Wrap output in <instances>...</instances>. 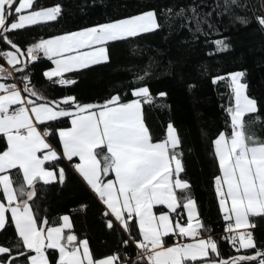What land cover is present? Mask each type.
Returning a JSON list of instances; mask_svg holds the SVG:
<instances>
[{"label":"trees","instance_id":"1","mask_svg":"<svg viewBox=\"0 0 264 264\" xmlns=\"http://www.w3.org/2000/svg\"><path fill=\"white\" fill-rule=\"evenodd\" d=\"M52 5L59 6L55 18L15 29L6 27L15 15L10 6L6 7L5 27L0 30V54L15 50L20 56L23 65L13 69V76L22 93L56 108H76L83 104L103 105L112 97L126 102L134 98L133 89L146 87L150 99L140 101L149 140H169V130L174 129L169 152L181 161L178 176L188 182L186 187L176 190L179 204L172 216L184 222L182 212L178 211L186 198H193L198 210V231L209 235L216 245L208 256L185 260L183 264H217L227 260V264H264V257L250 260L264 251V215H249L253 244L237 247L222 236L228 221L221 212L214 187L220 173L215 139L220 133L230 138L234 130L225 114V108L233 104L229 73H240L245 95L255 102V109L239 118L241 137L245 145L264 144V0H32L30 8ZM149 10L154 12L157 26L109 39L104 61L51 79L43 75L52 64L46 55L34 49L36 59L27 61V51L46 37ZM0 63H4L1 56ZM61 80L69 83L63 85ZM66 95L72 96V101L58 100ZM68 125L67 116L38 124L59 151L57 130ZM5 148V137L0 134V152ZM95 152L101 158L105 147H98ZM75 160L60 156L45 162L46 167L54 169L56 179L32 182L33 195L28 202L37 233L45 237L46 229L60 223L62 214H68L72 227L63 232L61 239L67 247L84 238L93 258L111 254L126 264H146L134 245L140 239L134 215L126 214L125 225H120L76 173ZM7 172L16 200L23 201L29 185L18 168ZM111 176L102 168L100 181ZM0 200L4 202L1 190ZM165 209L163 205H154L155 212ZM170 239V235L164 237L166 242ZM0 245L8 248L0 254V260L13 255L11 264H28V256L34 252L22 245L7 210ZM42 250L49 264H64L57 261L56 249L45 244Z\"/></svg>","mask_w":264,"mask_h":264},{"label":"crops","instance_id":"2","mask_svg":"<svg viewBox=\"0 0 264 264\" xmlns=\"http://www.w3.org/2000/svg\"><path fill=\"white\" fill-rule=\"evenodd\" d=\"M31 2L32 0H0V30L5 27L7 6L15 13L13 19L6 23L8 29L51 20L59 13L58 5L31 9ZM98 25L38 41L34 48L27 51V61L36 59L34 49L46 55L52 64L44 69L43 75L51 79L72 69L106 60L105 43L109 39L98 36L99 33L94 29ZM8 51L13 54V63L2 56L4 53L0 54L4 61L3 64L0 63V94L4 92L5 84V91H17L21 101L20 98L9 100L0 107V134L6 140V148L0 152V190L22 245L34 250L28 256V264H49L46 252L36 248L38 231L28 199L33 195L31 184L34 180L51 182L56 179L54 169L46 167L44 163L60 156L66 160L76 159L73 163L74 170L120 225H125L126 214L134 215L139 238L147 240L150 245L149 264H183L185 260L204 258L208 256L209 250H215L212 238L198 231V210L193 198H186L181 203L182 208L178 213L182 212L184 222L172 216V211L179 204L176 190L186 187L188 182L178 176L182 164L176 155L168 153L169 142L164 148L158 149L159 141L149 140V150L140 148L143 157L137 161L133 158L136 154L117 146L113 136L106 135L103 130L104 121H107L108 127L114 124L112 110L102 114L98 110L99 104L56 108L24 95L12 80L13 69L22 67V60L15 50ZM60 83L65 85L69 82L61 80ZM132 92L139 99H150L146 87L135 88ZM247 98L251 102L247 111H252L255 109V102ZM58 100L69 102L72 101V96H62ZM108 102L111 105L123 104L117 97H112ZM9 110L12 111L11 114L7 113ZM15 112L25 115L22 127L19 126L17 117L7 123L3 122ZM64 116L68 117L69 125L57 130L61 147L59 151L46 138L38 124ZM214 146L220 169L214 180V187L221 212L228 221L225 230L236 232L237 247H250L253 238L249 233V215H264V144L245 145L240 134L233 130L230 138L220 133ZM98 147H105L101 158L95 152ZM26 151L30 155L29 159L25 157ZM104 155L110 160L108 169ZM14 167L20 170L24 182L29 185L27 197L23 201L16 200L15 190L9 182L7 171ZM102 168L106 173H112L103 182L100 181ZM154 205H163L166 209L155 212ZM71 227L70 216L62 214L60 223L46 229L45 244L57 250L59 263L126 264L111 254L93 258L84 238L72 247L64 245L61 240L63 232ZM179 233L186 237L183 247L177 242ZM167 235L171 237L168 242L164 241Z\"/></svg>","mask_w":264,"mask_h":264},{"label":"rangeland","instance_id":"3","mask_svg":"<svg viewBox=\"0 0 264 264\" xmlns=\"http://www.w3.org/2000/svg\"><path fill=\"white\" fill-rule=\"evenodd\" d=\"M156 26L157 22L155 20L154 12L149 10L111 22L102 23L98 26H95L94 29H96V31L99 33L98 36L101 38L112 39L153 29ZM3 56L9 63H13V54L10 51H5ZM228 79L233 89V104L225 108V114L229 118L231 125H233L235 128L234 130L237 131V133H239L241 136V132H239V118L242 113L246 112L249 107H251V102L244 93V85L240 82V73L237 71L229 73ZM3 85L4 92L0 94V107L9 100H17L20 98V95L17 91H5L6 86L5 84ZM111 104L112 103L107 102L103 105H100L98 108L102 114L107 110H112V120L114 124H112V127H108L107 121H104L105 123L102 124L103 130L105 131L106 135L113 136L117 146L130 150L129 153L136 154V156L133 158H136L138 161L143 157V152L142 150L140 151V148L149 150L148 145L150 143L148 139V132L141 116V101L138 97H134L126 102H123V104ZM18 113L19 112H15L3 122L7 123L17 117L20 122L19 126L22 127L21 123L26 118L25 115H18ZM173 132L174 129L171 128L169 130V140H161L158 142V149L164 148L166 143L168 145V142L170 143L173 141V138L171 137ZM168 153L171 155L169 152V145ZM104 156L106 157L104 158L105 166L106 169H108L110 166V160L106 155ZM25 157L27 159L30 158V155L27 151Z\"/></svg>","mask_w":264,"mask_h":264},{"label":"built area","instance_id":"4","mask_svg":"<svg viewBox=\"0 0 264 264\" xmlns=\"http://www.w3.org/2000/svg\"><path fill=\"white\" fill-rule=\"evenodd\" d=\"M13 79H14V82H15L17 88H19L20 86L17 83L14 76H13ZM7 113L11 114L12 111L9 110V111H7ZM20 132H22V130H20ZM222 236L228 238L233 244L237 245L238 237H237V234L235 231L224 230ZM185 241H186V237L184 236V234L179 233L177 235L178 245L180 247H183L185 245ZM134 245H135V248L137 250L138 256L141 257L145 261L146 264H149V259L151 257V249H150V245H149L148 241L144 240V239H139V241L134 243Z\"/></svg>","mask_w":264,"mask_h":264},{"label":"water","instance_id":"5","mask_svg":"<svg viewBox=\"0 0 264 264\" xmlns=\"http://www.w3.org/2000/svg\"><path fill=\"white\" fill-rule=\"evenodd\" d=\"M6 222V205L4 204V202H2L0 200V230L2 229V227L4 226ZM45 246V237L42 233H38L37 234V241H36V248L38 250L43 249V247ZM8 251V248L6 246L0 245V254L5 253ZM13 255H9L5 260H0V264H11L10 261L12 259ZM264 257V251L258 253L255 257H250V260H254V259H259ZM229 263V260L227 261H221L217 264H227Z\"/></svg>","mask_w":264,"mask_h":264}]
</instances>
